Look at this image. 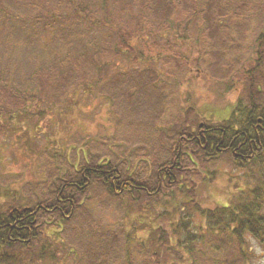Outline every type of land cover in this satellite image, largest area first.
Returning a JSON list of instances; mask_svg holds the SVG:
<instances>
[{"label":"trees","instance_id":"obj_1","mask_svg":"<svg viewBox=\"0 0 264 264\" xmlns=\"http://www.w3.org/2000/svg\"><path fill=\"white\" fill-rule=\"evenodd\" d=\"M1 18L13 26L0 24V136L41 165L31 181L0 174V264H251L248 241L264 245V0H0ZM195 71L235 92L227 119L175 101ZM75 94L105 101L111 132L34 148L29 130ZM219 164L246 189L207 204L197 183ZM91 202L116 225L96 223Z\"/></svg>","mask_w":264,"mask_h":264},{"label":"rangeland","instance_id":"obj_2","mask_svg":"<svg viewBox=\"0 0 264 264\" xmlns=\"http://www.w3.org/2000/svg\"><path fill=\"white\" fill-rule=\"evenodd\" d=\"M7 1H5L6 3ZM42 3V2H41ZM40 4V3H39ZM48 8H52V5L47 4ZM4 7L7 8L6 5ZM3 22V23H2ZM0 24H6L4 26L10 27L13 26L10 21L5 19H0ZM4 29L0 25V49L5 47V39L3 37ZM252 36L245 40V51L247 57L250 56L252 52ZM192 46L184 44L183 51L184 53L194 56L195 51H192ZM191 49V51H189ZM21 48H17V59L20 65L26 63L25 53L20 52ZM251 57V56H250ZM124 59V60H123ZM122 60L124 61L123 70H126L128 67L137 66V64H129L125 61V57ZM254 59V58H253ZM159 65V64H158ZM160 68V66H159ZM23 71V70H20ZM172 71L170 70H160L161 75H166L165 72ZM190 77H185L184 79L188 80L187 83L183 82L184 85L181 88H178L176 93L175 101L182 105L183 107L190 105L193 106L196 114L207 118V120H212L213 122L221 121L227 119L234 108L235 103V92L230 94L226 93L223 88L225 87V82L219 83L211 79L205 73H199L195 71L194 75H189ZM183 79V77H182ZM77 99L78 104L69 109L70 112L67 113L66 107H69V100L64 104L65 107L62 112V117L60 113L58 115H48V117L39 124L35 129L29 130L30 135L38 138L34 139V148L37 147L40 151L44 148L45 142L49 136H52L51 139L52 146L56 149H59L61 146L60 140L71 137L76 134L81 135H90L91 138H97L100 134H108L111 132V124L107 123L108 118V108L104 100H95L89 98H78L77 94L74 95ZM71 107V106H70ZM175 107V105L173 106ZM172 107V108H173ZM192 107V108H193ZM175 110V108H174ZM202 117V118H203ZM24 127V126H23ZM32 131V132H31ZM19 133L20 130H17ZM5 134L0 136V143L3 140H9L5 145H2L0 153V174H22L23 180L31 181L33 180L35 174L37 173V166L41 164L36 163V158L25 157L27 155L29 148L27 141H22L21 144H18L17 137L13 136L5 139ZM20 136V133H19ZM80 136V135H78ZM43 160V156L39 157ZM218 172L213 177L212 181L208 182V185L203 186L200 182L197 183L196 193L198 200H203L207 204L217 203V204H227L234 196H236L238 189H246L244 179L241 172L233 171L224 164L218 165ZM238 187V188H237ZM89 209L93 214V220L96 223L102 224V226L110 225L115 226L117 222V217L112 210H101L95 202L89 203ZM148 215V214H147ZM146 215V216H147ZM129 217V216H128ZM147 218V217H146ZM119 220V219H118ZM130 219L125 221V227L129 224ZM135 221V220H134ZM142 222H147L143 220ZM144 237L146 234H140ZM143 239V238H141ZM248 247L254 254V259H252L251 264H264V245L259 244L253 239L249 240L247 243ZM71 264L70 260L67 262Z\"/></svg>","mask_w":264,"mask_h":264},{"label":"water","instance_id":"obj_3","mask_svg":"<svg viewBox=\"0 0 264 264\" xmlns=\"http://www.w3.org/2000/svg\"><path fill=\"white\" fill-rule=\"evenodd\" d=\"M199 127L201 128L202 127V124H200Z\"/></svg>","mask_w":264,"mask_h":264},{"label":"flooded vegetation","instance_id":"obj_4","mask_svg":"<svg viewBox=\"0 0 264 264\" xmlns=\"http://www.w3.org/2000/svg\"><path fill=\"white\" fill-rule=\"evenodd\" d=\"M253 142V141H252ZM245 143H246V141H245Z\"/></svg>","mask_w":264,"mask_h":264}]
</instances>
